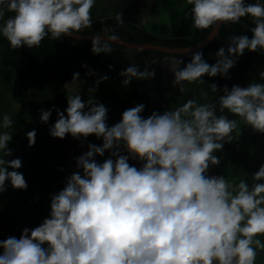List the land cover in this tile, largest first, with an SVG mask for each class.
I'll return each mask as SVG.
<instances>
[{"label": "clouds", "instance_id": "obj_1", "mask_svg": "<svg viewBox=\"0 0 264 264\" xmlns=\"http://www.w3.org/2000/svg\"><path fill=\"white\" fill-rule=\"evenodd\" d=\"M94 3L0 0V18L5 10L13 13L0 23V36L10 48L19 49L39 47L45 37L54 40L79 33L91 26ZM185 3L191 5L195 29L214 30L242 18L253 26L251 38L231 36L227 50L222 46L216 51L213 64L206 62L202 51H195L183 67L170 66L173 86L179 91H184L185 82L203 83L205 74L227 77L246 49L264 53V0ZM91 51L108 53L111 48L99 46L93 38ZM119 75L128 85L133 78L149 79L155 72L147 65L140 69L131 64ZM78 77L79 73L73 74V80ZM259 79L264 81V71ZM210 87L217 91L215 83ZM218 102L219 115L216 104H198L193 98L172 110L153 111L147 118L141 115L144 105L137 104L109 126L103 103L67 95V107L64 112L56 109L58 118L49 126V134L58 138L70 134L77 140L94 134L102 144L88 143V150L75 158L77 171L51 194L50 214L42 223L25 227L18 239L0 240V264H255L257 249H264L258 238L264 235V163L251 174V184L209 175V168L220 164L215 152L232 141L237 129V121L229 119L225 110L264 133V83L225 86ZM51 113L52 109H42L40 121L47 123ZM12 123L4 114L0 129ZM25 135L28 146L34 145L35 129ZM11 140V134L0 131V192L9 184L27 188L17 171L21 159H6L12 154ZM106 150L109 157L98 162L96 155L104 156ZM129 159L141 166L130 165Z\"/></svg>", "mask_w": 264, "mask_h": 264}, {"label": "trees", "instance_id": "obj_2", "mask_svg": "<svg viewBox=\"0 0 264 264\" xmlns=\"http://www.w3.org/2000/svg\"><path fill=\"white\" fill-rule=\"evenodd\" d=\"M156 2L164 8L165 17L163 21L147 27L141 21L144 0H95L90 10L92 24L82 28L79 34L107 35L135 44L173 48L196 45L211 34L212 29L198 30L192 26L191 5H187L185 0ZM11 15L13 13L5 10L0 23ZM117 16L121 17L120 21ZM252 26L248 18H242L237 24H222L219 35L207 46L195 51H202L206 62L213 64L217 59L216 51L222 46L227 50L231 36L246 34L251 38ZM97 43L101 47H110L111 52L94 54L91 51L92 40L69 36L54 40L45 37L39 47L12 49L8 41L0 36V118L7 114L13 121L9 128L0 131L12 135L8 144L12 154L6 159H21L22 167L17 171L23 174L27 183L26 189H14L9 184L4 192H0V240L8 237L18 239L25 227L32 229L42 223L50 214L51 194L61 190L66 177L77 171L75 158L88 150V143L102 144V139H97L94 134L77 140L70 134L64 138L52 137L46 128L40 129L36 119L39 120L42 104L36 100L41 97L38 95L41 85L42 90L50 85L53 87L56 109L61 112L67 107V95L75 92L84 101L92 99L93 102L103 103L108 108L107 123L112 126L119 122L124 110L137 104L144 105L141 115L147 118L153 111L162 113L172 110L193 98L198 104H216L219 115L218 97L223 94L225 86L231 89L233 85L246 87L250 82L264 83L259 79V72L264 71V53L260 52L246 49L235 66L229 69L227 77L205 74L203 83L185 82L181 92L173 86L174 74L170 66L183 67L190 62L191 53L195 51H139L107 41L97 40ZM178 60L183 63L175 64ZM131 64L138 65L140 69L147 65L149 71L154 70V77L133 78L128 85H124V77L119 73ZM74 73H79L75 80ZM103 76L108 79L101 80ZM213 83L217 86L216 92L211 90L210 84ZM71 85L74 88L68 87ZM204 92H207L206 97L202 95ZM224 114L237 121V129L231 134L232 141L225 142L223 148L215 152L220 164L210 166L209 175H223L234 184L245 179L251 184V174L264 163V133L245 126L239 117L227 110ZM57 118L55 110L53 124ZM33 129L36 131L35 143L29 147L25 133ZM108 157L106 150L104 156L97 154L96 160L103 162ZM129 164L141 166L133 159H129ZM258 237L264 243V235ZM256 258L258 264H264V249H257Z\"/></svg>", "mask_w": 264, "mask_h": 264}, {"label": "rangeland", "instance_id": "obj_3", "mask_svg": "<svg viewBox=\"0 0 264 264\" xmlns=\"http://www.w3.org/2000/svg\"><path fill=\"white\" fill-rule=\"evenodd\" d=\"M145 6L143 8V12L141 14V21L142 23L149 27L152 24H157L161 21H163L164 17H165V11L164 8L162 7L161 4H159L158 2H156V0H144ZM48 84V83H47ZM43 85H41L40 87V92L38 95H40L41 97H37V102L42 104L40 105V112L41 110H48V109H52V113L51 116L49 117V121L47 123H43L40 121V119H36V124L38 123L41 128H46V130L49 132V126L53 124V120L55 118V110L57 108V99H55V97L53 96V87L50 85L48 87H44L45 90H42ZM70 89L74 88L73 85L68 86ZM75 92V91H74ZM71 95H76L75 93H71Z\"/></svg>", "mask_w": 264, "mask_h": 264}, {"label": "water", "instance_id": "obj_4", "mask_svg": "<svg viewBox=\"0 0 264 264\" xmlns=\"http://www.w3.org/2000/svg\"><path fill=\"white\" fill-rule=\"evenodd\" d=\"M221 26L222 24H219L214 30H212L211 34L205 40L201 41L200 43L190 46V47H182V48L166 47V46L155 45V44H135V43L127 42L120 38H116V37L115 39H113V36H107V35H87V34L73 33L69 35V37L73 39H79V40H93V38H96L97 40L115 43L120 46L139 50V51H142L145 49H153V50H158V51H162L166 53H188V52L202 49L205 46H207L215 37L219 35Z\"/></svg>", "mask_w": 264, "mask_h": 264}, {"label": "crops", "instance_id": "obj_5", "mask_svg": "<svg viewBox=\"0 0 264 264\" xmlns=\"http://www.w3.org/2000/svg\"><path fill=\"white\" fill-rule=\"evenodd\" d=\"M259 238V237H258ZM260 239V238H259ZM261 240V239H260ZM261 243L264 244L261 240ZM255 247V246H254ZM260 250V249H259ZM258 258H256L255 264H258L259 260H257Z\"/></svg>", "mask_w": 264, "mask_h": 264}]
</instances>
